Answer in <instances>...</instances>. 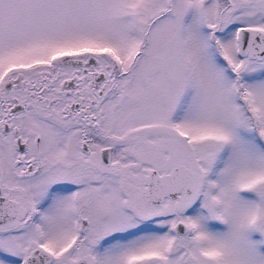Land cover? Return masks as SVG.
I'll return each mask as SVG.
<instances>
[{"label": "snow or ice", "instance_id": "snow-or-ice-1", "mask_svg": "<svg viewBox=\"0 0 264 264\" xmlns=\"http://www.w3.org/2000/svg\"><path fill=\"white\" fill-rule=\"evenodd\" d=\"M0 264H264V0H0Z\"/></svg>", "mask_w": 264, "mask_h": 264}]
</instances>
